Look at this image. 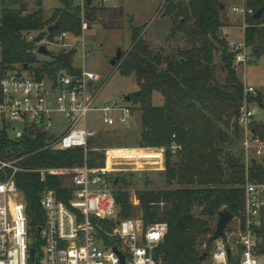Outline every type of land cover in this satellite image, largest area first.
I'll return each mask as SVG.
<instances>
[{
    "label": "trees",
    "instance_id": "16d2710c",
    "mask_svg": "<svg viewBox=\"0 0 264 264\" xmlns=\"http://www.w3.org/2000/svg\"><path fill=\"white\" fill-rule=\"evenodd\" d=\"M37 9L27 11L19 1L2 0L0 16V81L6 72L23 68L36 77L56 76L60 71L78 73L74 66L76 51L61 52L49 62L36 58L42 38L62 32L81 35L82 11L73 0H63V7L46 20L42 0H35ZM253 11L247 17L245 43L253 57L264 54V0H246ZM118 9V8H111ZM107 9L86 6L85 18L97 22ZM123 12L121 9H118ZM220 0H166L163 17L172 18L170 35H182L188 46L176 55L154 52L143 38L145 27L132 29V46L117 60L115 69L123 76L135 75L138 90L128 95L136 112L140 113V148L165 150V188L139 192L136 206L128 192L117 187L110 174L113 193L121 219L140 216L145 228L155 223H167L168 232L156 250V257L166 264H196L213 246L208 244L218 222V213L228 209L234 216L244 207L247 179L264 182V163L255 160L247 166L241 151V133L236 118L244 99V83L234 67L235 53L222 35L229 26ZM58 23L52 33L48 28ZM39 34L33 39L31 33ZM221 53L223 80L216 77L215 54ZM27 66V68H25ZM160 93L163 104H155ZM1 99V86H0ZM259 102L264 106L263 95ZM98 137L89 141L87 154L82 148L57 150L44 148L46 136L33 132L18 139L9 138L7 124L0 128V160L22 158L19 165L28 169L74 168L87 162L90 167L106 166V152L93 146ZM145 143V145H143ZM174 146L182 149L174 150ZM66 176L19 171L16 183L26 203L33 234L43 226L45 212L40 194L54 189L58 197L68 201ZM107 229L114 223L104 221ZM264 237V224L259 230ZM38 247V244H36Z\"/></svg>",
    "mask_w": 264,
    "mask_h": 264
},
{
    "label": "built area",
    "instance_id": "2783aa9c",
    "mask_svg": "<svg viewBox=\"0 0 264 264\" xmlns=\"http://www.w3.org/2000/svg\"><path fill=\"white\" fill-rule=\"evenodd\" d=\"M73 1L82 11L85 32L88 30L86 6L111 9L117 7L118 0H92L91 4L88 0ZM245 2L233 7L243 17L244 30L241 41H229L235 53V66L248 60L246 17L253 11ZM69 35L62 32L54 41L44 44L48 49L49 45H67ZM85 41L84 38L80 49L88 56L92 49ZM101 81L97 72L86 68L75 74L63 70L55 77L45 74L41 78L23 68L10 70L0 81V119L4 124L21 123L18 137L29 132L34 137L45 135L44 148H82L87 154L89 141L99 136L102 127L128 126L137 115L127 97L102 102L100 95L105 85ZM259 97L257 88L244 85V99L236 122L247 166L253 160L264 163V106ZM54 114H62L67 123V129L59 137L52 130ZM21 160H0V264H123L115 248L124 255V264H166L156 257V250L168 232V224L155 223L145 228L141 220L119 218L109 157L103 168L90 167L85 161L74 168L28 169L19 165ZM164 162L165 150L162 157L151 163L164 169ZM19 171L37 172L42 180L46 175L72 177L66 185L71 192L68 201L59 198L54 189L41 192L39 201L45 220L37 238L33 237L27 203L16 183ZM243 189L244 207L240 215L234 216L225 238L213 242L208 257L196 264H264V237L259 231L264 224V182L247 179ZM104 221L114 223L113 229H107Z\"/></svg>",
    "mask_w": 264,
    "mask_h": 264
},
{
    "label": "rangeland",
    "instance_id": "374dc122",
    "mask_svg": "<svg viewBox=\"0 0 264 264\" xmlns=\"http://www.w3.org/2000/svg\"><path fill=\"white\" fill-rule=\"evenodd\" d=\"M13 1V0H7ZM17 8L25 5L27 11L37 9L35 0H18ZM166 0H118V9H107L98 15L97 22L88 23V30H82L80 36L70 33L67 45H49L54 54L61 52L76 51L74 57V66L77 68H86L97 72L101 77V83L104 86L100 95V100L112 101L127 97L136 90L138 85L135 75L123 76L112 65L117 51L122 49L124 52L129 51L132 46V29L145 27L143 38L149 44L154 52L162 55H176L181 49L187 48L188 44L185 38L180 34L175 37L170 35L172 28V18L163 17L164 5ZM225 5L223 12L227 18L229 26L222 29L223 37L229 41H241L244 36L243 17L233 11V7L242 5L245 0H220ZM63 7L62 0H42V8L46 20L50 19L55 10ZM2 9V0H0V16ZM246 21L248 23L247 17ZM39 33H31L28 38L33 39ZM59 34L52 37L44 36L40 42L44 44L46 41H54ZM229 37V39H228ZM86 44L91 47L90 55H83L80 49L83 39ZM248 60L245 64L235 66L238 77L245 84L254 86L258 89L264 99V54L260 57H253L251 48L247 47ZM36 58L39 62H49L52 58L37 53ZM1 61V47H0ZM221 53L215 54V73L216 77L223 80L226 72L222 68ZM25 72H29L23 69ZM105 83V84H104ZM155 104H163L164 99L160 93L154 96ZM53 132L56 137L61 136L67 129L66 119L62 114L53 115ZM5 124L0 119V128ZM22 130L21 123L9 122L7 124V132L9 138L18 139V134ZM141 132L140 113L137 112L135 119L130 125L121 127L115 126L111 128L102 127L100 133L93 146L98 149L105 150L109 157V167L113 169V177H118V184L121 183L119 177H125L117 188L129 193L134 205H139V192L148 190H159L165 188L164 175L158 165L151 163L156 157L157 152L144 151L137 147L139 135ZM111 152V153H109ZM106 155V154H105ZM165 163V162H164ZM65 184L71 182V175H64ZM134 219L141 220V217L135 216ZM231 224V223H230ZM233 223L230 225V227ZM216 227V226H215ZM229 228V225L228 227ZM227 230V229H226ZM229 230V229H228ZM34 238L38 237V233L33 234Z\"/></svg>",
    "mask_w": 264,
    "mask_h": 264
},
{
    "label": "water",
    "instance_id": "95a60500",
    "mask_svg": "<svg viewBox=\"0 0 264 264\" xmlns=\"http://www.w3.org/2000/svg\"><path fill=\"white\" fill-rule=\"evenodd\" d=\"M91 2L92 0H88V4H91ZM263 12H264V7L259 9L255 13V17L261 18L263 15ZM58 28H59V24L56 23L48 28V32L52 33L54 30ZM37 53L40 55L50 57V58H53L55 56V54L50 49H48V47L45 44H42L38 47ZM121 57H122V49H119L117 51L115 58L112 60V65H115L117 60H119ZM25 68H27V66H25ZM127 99L129 100V97H127ZM143 145H145V143H143ZM117 181H118V177L116 179V182ZM233 219H234V214L232 212H230L228 209L221 210L218 213V222L216 225V229L214 233L209 237L207 243L212 244L213 242H215L216 240L220 238H225V231ZM38 230L40 231L41 228H39ZM115 250L120 254L122 263L124 264L125 262L124 255H122V253H120V251H118L117 248H115ZM228 253L230 254V250H228ZM207 257H208V253H204V255L202 256V260L204 261Z\"/></svg>",
    "mask_w": 264,
    "mask_h": 264
},
{
    "label": "crops",
    "instance_id": "0c3cea01",
    "mask_svg": "<svg viewBox=\"0 0 264 264\" xmlns=\"http://www.w3.org/2000/svg\"><path fill=\"white\" fill-rule=\"evenodd\" d=\"M228 39H229V37H228ZM141 149L144 150V151H154V152H157L156 155H160L161 157H162V152L164 154V149L163 148H153V149H156V150H149V149H145V148H141ZM155 158H157V157L155 156Z\"/></svg>",
    "mask_w": 264,
    "mask_h": 264
},
{
    "label": "bare ground",
    "instance_id": "6f19581e",
    "mask_svg": "<svg viewBox=\"0 0 264 264\" xmlns=\"http://www.w3.org/2000/svg\"><path fill=\"white\" fill-rule=\"evenodd\" d=\"M109 153H111V152H109Z\"/></svg>",
    "mask_w": 264,
    "mask_h": 264
}]
</instances>
